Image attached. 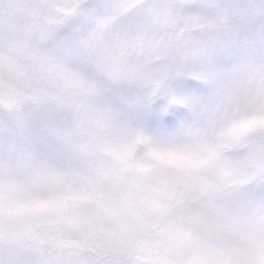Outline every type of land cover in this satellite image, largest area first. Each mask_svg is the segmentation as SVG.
I'll use <instances>...</instances> for the list:
<instances>
[{
    "label": "clouds",
    "instance_id": "obj_1",
    "mask_svg": "<svg viewBox=\"0 0 264 264\" xmlns=\"http://www.w3.org/2000/svg\"><path fill=\"white\" fill-rule=\"evenodd\" d=\"M0 264H264V0H0Z\"/></svg>",
    "mask_w": 264,
    "mask_h": 264
}]
</instances>
